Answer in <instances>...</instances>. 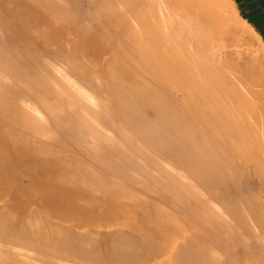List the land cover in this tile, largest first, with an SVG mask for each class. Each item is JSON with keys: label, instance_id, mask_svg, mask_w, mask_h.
<instances>
[{"label": "bare ground", "instance_id": "6f19581e", "mask_svg": "<svg viewBox=\"0 0 264 264\" xmlns=\"http://www.w3.org/2000/svg\"><path fill=\"white\" fill-rule=\"evenodd\" d=\"M221 4L0 0V264H264V44Z\"/></svg>", "mask_w": 264, "mask_h": 264}, {"label": "rangeland", "instance_id": "374dc122", "mask_svg": "<svg viewBox=\"0 0 264 264\" xmlns=\"http://www.w3.org/2000/svg\"><path fill=\"white\" fill-rule=\"evenodd\" d=\"M225 1V0H224ZM232 2H234V3H232V2H228V0L227 1H225V2H228V3H232L233 4V6H226V8H225V2H223L222 0H220V2L221 3H223V5L221 4V6H224V10H225V12H227L226 14H228V16H229V20H231L232 18L231 17H233V19L235 18H237V21H234L233 19V21L235 22V23H238L239 21H241V22H239V25H238V27H240V26H242V24L241 23H243L244 24V22H246L247 23V25H250L251 27H252V29L256 32V34L257 35H260V38H261V46L263 47V42H264V29L262 28L261 30H259V28L258 27H256L253 23H252V21L249 19V16L247 15V13H245L243 10H241V8H240V6H239V4L237 3V0H231ZM257 3H258V6H259V11L262 13V14H264V7L262 6V4H261V2L259 1V0H257ZM227 4V3H226ZM227 5H229V4H227ZM231 5V4H230ZM230 7H236V11H233V9L235 10V8H233V9H231ZM236 13L238 14V15H236ZM231 16V17H230ZM238 19H239V21H238ZM232 20H231V24H233L234 22H232ZM245 25V24H244ZM246 26V25H245ZM242 28V27H241ZM241 28H240V30H241ZM244 29V28H243ZM243 29H242V31H243ZM238 30H239V28H238ZM242 31H240V33L242 32ZM263 32V33H262ZM239 33V37L241 36V39H242V42H238V43H241V44H238L239 46H237V48L240 50V52L242 53V52H245V50L246 51H248V52H251L252 51V49H253V52L252 53H256V54H258L257 52H259L260 50H262L263 51V48H259V45H257L256 46V44H257V42L255 43V42H253V43H255V45L254 44H252V41H251V43L249 44V42H250V40H248V35H247V33L246 32H243V33H241L240 34ZM244 33H246V34H244ZM252 37H250L249 36V39H251ZM237 39H238V37H237ZM246 40V41H244V40ZM240 40V39H239ZM247 40H248V42H247ZM252 40H254L253 38H252ZM238 41V40H237ZM256 41V40H255ZM237 43V42H236ZM245 43V48H243L242 46V48L240 47V45H242V44H244ZM248 43V44H247ZM253 45V46H252ZM248 46H249V48H248ZM256 47V48H255ZM242 49V51H241V49ZM252 48V49H251ZM257 48H259L258 50H257ZM245 49V50H244ZM256 49V50H255ZM244 50V51H243ZM249 50H251V51H249ZM255 51V52H254ZM261 51V52H262ZM260 53V52H259ZM255 54V55H256ZM264 60V59H263ZM264 62V61H263Z\"/></svg>", "mask_w": 264, "mask_h": 264}, {"label": "crops", "instance_id": "0c3cea01", "mask_svg": "<svg viewBox=\"0 0 264 264\" xmlns=\"http://www.w3.org/2000/svg\"><path fill=\"white\" fill-rule=\"evenodd\" d=\"M241 10H243L249 16V19L254 24V19L262 15L259 11L257 0H237Z\"/></svg>", "mask_w": 264, "mask_h": 264}, {"label": "water", "instance_id": "95a60500", "mask_svg": "<svg viewBox=\"0 0 264 264\" xmlns=\"http://www.w3.org/2000/svg\"><path fill=\"white\" fill-rule=\"evenodd\" d=\"M262 4V6L264 7V0H259Z\"/></svg>", "mask_w": 264, "mask_h": 264}]
</instances>
